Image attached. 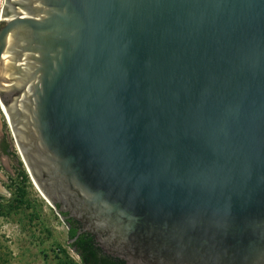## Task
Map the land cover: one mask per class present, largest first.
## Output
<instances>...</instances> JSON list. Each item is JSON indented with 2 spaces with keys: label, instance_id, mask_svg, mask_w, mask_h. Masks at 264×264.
<instances>
[{
  "label": "water",
  "instance_id": "obj_1",
  "mask_svg": "<svg viewBox=\"0 0 264 264\" xmlns=\"http://www.w3.org/2000/svg\"><path fill=\"white\" fill-rule=\"evenodd\" d=\"M0 12V104L51 206L126 264H264V0Z\"/></svg>",
  "mask_w": 264,
  "mask_h": 264
},
{
  "label": "rangeland",
  "instance_id": "obj_2",
  "mask_svg": "<svg viewBox=\"0 0 264 264\" xmlns=\"http://www.w3.org/2000/svg\"><path fill=\"white\" fill-rule=\"evenodd\" d=\"M14 152L15 159L0 163L5 191L0 192V202L6 205L0 213V264H81L68 245L66 224L21 162L23 178L16 165L19 154Z\"/></svg>",
  "mask_w": 264,
  "mask_h": 264
},
{
  "label": "trees",
  "instance_id": "obj_3",
  "mask_svg": "<svg viewBox=\"0 0 264 264\" xmlns=\"http://www.w3.org/2000/svg\"><path fill=\"white\" fill-rule=\"evenodd\" d=\"M19 168L23 178H26V174L21 168V162H19ZM10 203V202H9ZM7 203V204H9ZM6 205L0 202V213ZM67 228V238L69 240L68 245L78 255L81 264H125L123 259L112 256L101 250L95 243L94 238L87 232L77 234L76 228L73 227V222L69 219L65 221Z\"/></svg>",
  "mask_w": 264,
  "mask_h": 264
},
{
  "label": "flooded vegetation",
  "instance_id": "obj_4",
  "mask_svg": "<svg viewBox=\"0 0 264 264\" xmlns=\"http://www.w3.org/2000/svg\"><path fill=\"white\" fill-rule=\"evenodd\" d=\"M5 114H4V110L0 104V163L4 164V159L8 160V161H12L13 160V155H14V150L17 151L18 153V149L16 147V144L14 142L13 136H12V132L6 122L5 119ZM4 125L6 127V130H4ZM19 154V153H18ZM15 159V158H14ZM20 159V156H19ZM19 162H21V160H18ZM16 165L19 167V163H16ZM2 166V165H1ZM5 166V165H4ZM3 177L2 174H0V179ZM53 207V206H52ZM53 209L57 212L58 215L61 216L62 220L65 221L69 220L70 218L65 215L60 209H58L57 207H53ZM71 220V219H70ZM73 222V227L76 228V232L77 234L83 233V232H87L80 224L74 222L73 220H71ZM68 228V227H67ZM88 233V232H87ZM95 240V239H94ZM95 243L97 244L98 247H100L98 245V243L95 240ZM101 248V247H100ZM102 250V249H101ZM104 251V250H103ZM105 252V251H104ZM107 253V252H105ZM109 254V253H108ZM112 255V254H110ZM114 256V255H112ZM116 257V256H115ZM121 259V258H120ZM125 262V261H124ZM126 264V262H125Z\"/></svg>",
  "mask_w": 264,
  "mask_h": 264
},
{
  "label": "bare ground",
  "instance_id": "obj_5",
  "mask_svg": "<svg viewBox=\"0 0 264 264\" xmlns=\"http://www.w3.org/2000/svg\"><path fill=\"white\" fill-rule=\"evenodd\" d=\"M3 3H4V0H0V9H1V6L3 5ZM0 18H1V12H0ZM4 114H5V112H4ZM2 192H5V191H2Z\"/></svg>",
  "mask_w": 264,
  "mask_h": 264
},
{
  "label": "crops",
  "instance_id": "obj_6",
  "mask_svg": "<svg viewBox=\"0 0 264 264\" xmlns=\"http://www.w3.org/2000/svg\"><path fill=\"white\" fill-rule=\"evenodd\" d=\"M0 183H1V180H0Z\"/></svg>",
  "mask_w": 264,
  "mask_h": 264
}]
</instances>
